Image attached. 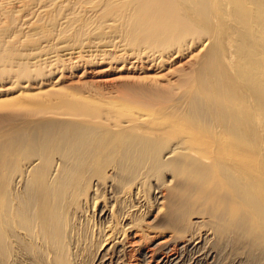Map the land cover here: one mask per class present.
<instances>
[{"label": "bare ground", "instance_id": "1", "mask_svg": "<svg viewBox=\"0 0 264 264\" xmlns=\"http://www.w3.org/2000/svg\"><path fill=\"white\" fill-rule=\"evenodd\" d=\"M0 264H264V0H0Z\"/></svg>", "mask_w": 264, "mask_h": 264}, {"label": "rangeland", "instance_id": "2", "mask_svg": "<svg viewBox=\"0 0 264 264\" xmlns=\"http://www.w3.org/2000/svg\"><path fill=\"white\" fill-rule=\"evenodd\" d=\"M181 60H182V58H181ZM184 61H185V59L183 60V62ZM170 65H172V64H170ZM107 68L108 67H106L103 63L101 65H98V66L88 67L86 70L87 72L85 71L86 72L85 77H87V80H91V81H93V80L99 81L100 80V81H102V83L105 81L104 84H108L109 80L117 79L118 71L116 69L107 70ZM82 73H83V71L80 74H78V76H76V77H80L82 75ZM71 80H74L77 82L78 79L72 78L69 75L65 77V81H71ZM106 80H108V81H106ZM147 249L148 248H145V251H147Z\"/></svg>", "mask_w": 264, "mask_h": 264}]
</instances>
